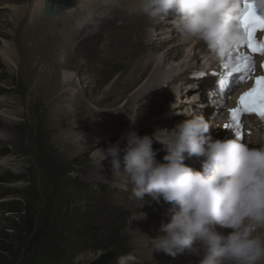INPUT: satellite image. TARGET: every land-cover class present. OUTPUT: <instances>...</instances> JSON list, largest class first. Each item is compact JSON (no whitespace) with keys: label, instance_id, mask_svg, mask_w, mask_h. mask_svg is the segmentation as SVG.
I'll list each match as a JSON object with an SVG mask.
<instances>
[{"label":"bare ground","instance_id":"6f19581e","mask_svg":"<svg viewBox=\"0 0 264 264\" xmlns=\"http://www.w3.org/2000/svg\"><path fill=\"white\" fill-rule=\"evenodd\" d=\"M1 1L2 8L3 6L6 9L9 8L8 12L11 16L9 15L8 19L13 21L12 28L14 30H6V24L5 27H0V38L11 40V44L0 48V59L2 64L8 68L10 84L14 86V94H17V97H14L17 101L14 99L15 103L11 102L9 106L19 104L21 107L19 111L2 113V117L0 115L3 124V129L0 131L4 133L0 136V144L12 146V162L23 153L24 160L27 162L45 158L49 162V167L46 170L42 169L39 175V182L44 185L41 189L45 194L47 185H45V180L56 177L55 169L57 167L61 165L67 169L73 160L79 159L77 157H82L84 162L87 154H90L93 164L85 170L83 186L96 187L95 207H100L102 210L100 212L104 216L115 215L116 212H119L123 213L121 214L123 221L129 219L126 233L118 234L115 230H110L109 233L110 238H115L117 244L123 243V240L129 237L133 239L134 252L130 254L131 257L124 256L118 264H200V262L191 259L189 249L176 257L162 251H154L149 239H153L152 235L155 231H159L162 223L169 222L170 211H167V208L170 210L172 205L155 201L150 203L147 200L132 198L131 188L126 186L124 178L113 177L110 158L102 161L101 168L99 158L94 159L92 151L106 149L109 145L117 142L123 147L125 141L121 138L128 131H135L141 136L145 134L152 136L157 129L171 131L179 123L178 121L170 124L169 121L161 122L158 120L159 115L163 118L173 119L175 113H179L178 117L183 122L189 119L190 115L187 114L193 113V110L195 111L193 116L204 118L209 110L208 107H213V110L207 114L204 120L210 124V128H213L209 130L212 132L211 138L221 141L235 140V134L228 129H222V123L217 119L213 121V117L224 116L225 101L232 96L236 85L224 89L221 86L222 80L213 75L211 81L203 84L206 90L210 89L211 91V94H207V105H210L208 107L200 102L205 97V93L197 96L196 100L188 102V100L181 101L178 99L179 97L173 99L166 92H157L158 84L162 80L161 61L166 57L181 54L183 51L175 47L176 40L171 41L169 33H166L167 28L175 29L171 25H166L169 22L167 17L171 16L170 13L160 21H154L138 14H132L129 11L131 0H117L116 3H109L106 0H78L56 19L49 20L45 18L43 12L45 0H25L22 6H20L19 0H8V4L7 2L3 4ZM103 13L108 14L103 16ZM87 17H92L98 23H85ZM107 19L114 20V25H109ZM25 20L27 25L22 26ZM117 20L120 21V24L117 23ZM40 22L41 26H39ZM157 27L161 28H159L161 32H157ZM139 34L143 36L139 37ZM203 43V41L199 43L200 47ZM80 45L84 48V54L78 50ZM169 45L171 51L167 50ZM78 56L80 58H77ZM147 57L150 60H147ZM82 58L86 60L84 64H81L83 60L80 59ZM207 58L208 54L206 53L204 58L199 61V69L205 68ZM110 59L113 60L111 68L107 65ZM224 63L226 60L219 57V60L213 61L211 67L207 66L212 69ZM120 64H123L124 72L119 73L118 76L115 75L110 82L105 83L110 72H114L115 68L120 67ZM218 69L221 73L226 70V67L221 66ZM179 71L185 70L181 68ZM102 84L104 86L99 97L94 98L95 102L87 100L88 96L94 95L93 92L97 93V90L95 92L94 89L99 88ZM21 88L25 94L21 93ZM24 96L30 98L31 102L25 103ZM109 99L113 100V103L108 107H97L98 103L105 104ZM170 100L172 101L168 108L166 104ZM4 103L5 99L1 101V108L5 107ZM57 104H61V106L57 107ZM25 109L27 112L24 111ZM201 110L204 111V114L200 112ZM30 113L35 116L33 119L36 131L34 141L30 139V124L28 122L26 124L18 123L13 120L14 118L27 119ZM129 118L135 119V123L133 124ZM24 134H26V149L22 148L23 142H21ZM152 147L156 153V160L163 162V157L166 154L163 150L164 146L154 140ZM2 153L1 148L0 157ZM1 158L0 177L8 173L7 167L5 168L6 164L1 163ZM201 159L186 158V165L194 170H201ZM46 171L49 173L48 176ZM121 171H123V162ZM31 172L29 170V178ZM13 175L12 178L16 180L25 178V173L18 169ZM33 181L34 179L30 178L31 184ZM64 181L67 182L65 178ZM65 186L67 188V185ZM26 191L24 188L9 187L4 192L24 195L27 193ZM140 211L145 214L144 218ZM99 219L97 218V220ZM244 226L254 233H264L257 232L254 224L246 222ZM216 228L225 235L232 231L228 228H221L219 225ZM87 231L89 233V230ZM158 234L163 235L160 231ZM88 248L90 247L88 246ZM103 255H110L109 260L105 263H97ZM98 256L100 257L98 258ZM114 258L116 257H112L109 253H99L90 261H93L92 264H114Z\"/></svg>","mask_w":264,"mask_h":264},{"label":"clouds","instance_id":"9594fccd","mask_svg":"<svg viewBox=\"0 0 264 264\" xmlns=\"http://www.w3.org/2000/svg\"><path fill=\"white\" fill-rule=\"evenodd\" d=\"M259 7L264 10V3ZM129 11L154 21L169 12L176 14L171 22L176 29L169 33L171 41H203L216 57L227 54L245 39L240 24L244 0H131ZM85 23L98 21L87 17ZM160 27L157 32H161ZM169 46L167 50L171 51ZM162 80L158 87L165 86ZM194 113L187 114L189 119L183 122L169 121L179 122L171 131L157 129L152 136L128 131L121 138L125 141L123 147L117 142L93 150L92 156L99 158L101 168L102 161L110 158L113 177L124 178L132 198L172 205L169 222L159 229L163 235L149 239L154 251L172 257L186 249L197 255L202 251L200 264H262L264 233H254L244 225L247 222L264 228V135L254 133V139L247 143L237 137L213 140L206 135L210 124ZM178 116L175 113L173 119ZM135 119H130L133 124ZM154 140L164 146L163 162L156 160ZM249 144L261 147L249 148ZM192 157L202 158L201 170L185 164V159ZM217 225L232 231L225 235L215 230Z\"/></svg>","mask_w":264,"mask_h":264},{"label":"rangeland","instance_id":"374dc122","mask_svg":"<svg viewBox=\"0 0 264 264\" xmlns=\"http://www.w3.org/2000/svg\"><path fill=\"white\" fill-rule=\"evenodd\" d=\"M7 1L8 0H2L1 2L4 4ZM19 1L21 3L20 6H22V4H24L25 2V0H19ZM8 10L9 8L6 9V7L3 6L2 8V6H0V18H1L0 27L1 26L5 27L6 24V30H14L12 28L13 21L10 18L8 19V16L10 15ZM169 13L171 14V16L174 14L172 12ZM107 20L109 25L111 26L114 25L113 24L115 23L114 20L113 21L109 19ZM168 20H169L168 23H171L170 18H168ZM42 23L39 26H41ZM117 23L120 24V21L117 20ZM24 24L27 25L26 20L25 22L22 23V26ZM170 25L172 26V24H169L167 26ZM3 31L4 29L2 30V32ZM142 36H143L142 34H139V37ZM102 38H104V36H102ZM6 44H11V40L10 39L5 40L3 38H0V48ZM78 50L80 53L83 54L85 53L82 45L78 47ZM55 52L56 51L54 50L53 53L55 54ZM77 58L80 57L78 56ZM80 60L81 61L83 60L81 64H84L86 61L84 58ZM107 65L109 66V68H111L113 66V60L110 59ZM123 68H124L123 64H120V67L118 66L117 68H115V70L113 69L115 73L111 71L110 75L107 76L105 83L110 82L115 75L118 76L119 73L122 74L125 69ZM79 69H82V67H79ZM39 70L40 69L38 68V71ZM8 76H9L8 68L2 64L0 59V106H1V101L5 99V103H4L5 107L2 108L0 107L1 117H2V113L5 112L12 113L13 111H19L21 109L19 104H14L9 106L10 105L9 103L11 102L15 103L16 99L14 97H17V94H14L15 93L14 86L10 84ZM103 86L104 85L102 84L99 88L96 87V89L94 90L95 92L97 90V93L93 92L94 95L88 96L87 100L90 99L92 103L95 102L94 98L99 97ZM22 92H24V90L21 88V93ZM204 93H205V97L200 101L201 103L202 101L207 102L208 95L211 94V91L210 89H208ZM110 100L111 99H109L107 103L102 105L98 103L97 107L99 108L108 107L110 104L113 103V100L111 101ZM23 101L25 103L27 101L30 103L31 99L30 98L28 99L26 96H24ZM58 105L61 106V104H57L56 106L58 107ZM204 106L208 107L210 105L205 104ZM208 108L209 110L206 112L207 114L213 110V107H208ZM24 111L27 112L26 109ZM34 118L35 116L32 113H30V116L27 119L26 118L13 119L16 120L18 123L26 124L28 122L30 124L29 131H30V139L32 141H34L36 136L35 127L33 126ZM178 119L179 117L170 120L161 117L158 120H161V122H163V121H172ZM214 120L216 119L213 118V121ZM208 121L210 120L208 119ZM0 129H3L1 118H0ZM210 129L213 128H209V130ZM1 135H4V133L0 131V136ZM208 136L211 137L212 132H209ZM22 138H21V142H23L22 148L26 149L27 147L26 134H24ZM1 148L4 153L1 154L2 158L0 157L2 159L1 163L6 164V166L5 165L4 166L5 168L7 167L6 169L8 173L0 177V186H1L0 187V195H1L0 196V204H1L0 205V219H1L0 220V264H8V263L9 264L10 263L11 264H23V263L24 264H28V263L29 264H75V263L92 264L93 261H90V259H93L99 253L111 254L112 257H116L118 259V261H115L114 264H118V262L121 261V259L124 256L131 257L130 254L134 252L133 239L129 237L127 239H124L123 243L117 244L115 242V238L111 237L112 238L111 239L109 234L110 230L111 231L115 230V232L117 231L116 233L118 234L126 233V228H127L126 225L129 222V219L123 221L122 220L123 216L121 215L123 213H119V212H116L115 214L116 216L115 215L104 216L100 212L102 211L101 208L100 207L96 208L94 205V200L96 199V195H95L96 187L83 186L84 184L83 178L85 177L84 174L86 173L85 170L87 169V167H90V165L93 164L92 160H90L91 159L90 154H87L84 162L81 159L82 157L81 158L77 157L79 159L73 160L71 162L70 167L67 169L64 166L63 168L61 165L60 167H57L55 169L57 173L56 177L54 179L49 178L48 180L47 179L45 180V185L47 184L46 193L43 194V189L41 188L44 185L42 184V182H39V175L42 169L46 170L49 167V162L45 158H39V160L33 159L31 160V162H27L24 160L25 159L24 153L20 154L19 158L15 159L12 162L13 160V158H11L12 146L10 144H0V149ZM17 169L25 173V178H22L20 180H16L12 178L14 176L13 173L16 172ZM29 170L32 171L30 178L31 180L34 179L33 184H31L30 178L28 177ZM46 174L47 176L49 175L47 171ZM64 178L67 182L64 181ZM71 182H73L74 184ZM65 185H67L68 189L65 188L66 187ZM9 187L24 188L25 190H27L26 191L27 193H24V195L5 193L4 192L5 189L6 188L9 189ZM83 196L85 197V199ZM147 198L148 197H146V199ZM160 203L162 204L163 201L161 200ZM167 211H169L168 208ZM97 218L98 219L100 218L99 219L100 221L97 220ZM87 230H89V233ZM158 233L159 231L154 232V234L152 235L153 239H155L157 235L158 236L161 235ZM125 245H127V247H125ZM88 246L90 248H88ZM99 257L100 256H98V258Z\"/></svg>","mask_w":264,"mask_h":264},{"label":"snow or ice","instance_id":"6c2138e0","mask_svg":"<svg viewBox=\"0 0 264 264\" xmlns=\"http://www.w3.org/2000/svg\"><path fill=\"white\" fill-rule=\"evenodd\" d=\"M261 3H264V0ZM240 24L245 32V39L238 47H246L252 53L264 56V42L257 38V33L264 32V10L257 7L256 0H244V11L240 17ZM250 64L253 68L255 67L251 62V58H248L245 67ZM261 67H264V65H261ZM238 104L239 107L230 109L232 123L231 125L226 124L224 126L226 129L233 127L239 129L242 112L254 114L264 120V75L256 77L255 86L239 97ZM236 135L237 138H240L242 133L237 131Z\"/></svg>","mask_w":264,"mask_h":264},{"label":"water","instance_id":"95a60500","mask_svg":"<svg viewBox=\"0 0 264 264\" xmlns=\"http://www.w3.org/2000/svg\"><path fill=\"white\" fill-rule=\"evenodd\" d=\"M77 1L78 0H45L43 9L44 16L49 20H54L61 15V13H64L71 8ZM109 258L110 255H103L99 258L97 263H105Z\"/></svg>","mask_w":264,"mask_h":264}]
</instances>
